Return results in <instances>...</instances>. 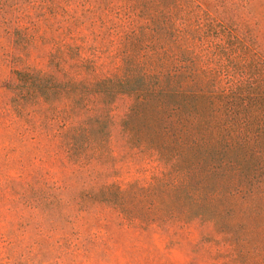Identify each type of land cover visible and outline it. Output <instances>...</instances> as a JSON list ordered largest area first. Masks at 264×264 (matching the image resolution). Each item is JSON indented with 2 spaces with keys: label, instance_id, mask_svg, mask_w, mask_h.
<instances>
[{
  "label": "trees",
  "instance_id": "16d2710c",
  "mask_svg": "<svg viewBox=\"0 0 264 264\" xmlns=\"http://www.w3.org/2000/svg\"><path fill=\"white\" fill-rule=\"evenodd\" d=\"M23 2L10 6L17 43L50 52L13 71L11 105L96 180L81 200L130 227L209 224L227 264H264V42L237 0H28L31 21ZM122 97L124 142L155 163L148 182L108 180Z\"/></svg>",
  "mask_w": 264,
  "mask_h": 264
},
{
  "label": "rangeland",
  "instance_id": "374dc122",
  "mask_svg": "<svg viewBox=\"0 0 264 264\" xmlns=\"http://www.w3.org/2000/svg\"><path fill=\"white\" fill-rule=\"evenodd\" d=\"M13 2L0 0V264H227L229 248L209 224L130 227L109 207L81 200L96 180L68 163L34 119L13 111L8 87L15 81L13 71L43 68L50 52L41 42L22 51ZM237 3L233 14L245 25L242 30L264 42V0ZM20 7L30 12L29 21L39 15L28 0ZM129 104V98H119L110 113L115 160L108 180L148 182L155 163L124 142L121 121Z\"/></svg>",
  "mask_w": 264,
  "mask_h": 264
}]
</instances>
